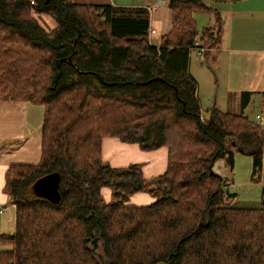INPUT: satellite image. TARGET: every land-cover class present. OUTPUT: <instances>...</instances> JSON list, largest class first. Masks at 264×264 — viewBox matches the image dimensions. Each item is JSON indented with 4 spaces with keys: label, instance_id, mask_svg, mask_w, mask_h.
Wrapping results in <instances>:
<instances>
[{
    "label": "trees",
    "instance_id": "16d2710c",
    "mask_svg": "<svg viewBox=\"0 0 264 264\" xmlns=\"http://www.w3.org/2000/svg\"><path fill=\"white\" fill-rule=\"evenodd\" d=\"M167 8L170 30L154 46L146 8L0 0V97L43 108L39 162L4 173L16 218L0 237L9 247L0 264H99L89 247L95 228L106 264H264V204L223 206L226 181L213 170L218 159L232 168L239 153L251 158L252 179H264V131L243 115L251 93L239 94L238 113L228 93L226 111L202 117L190 52L220 47L221 18L203 0ZM198 11L212 27L198 28ZM38 14L55 27L45 31ZM109 137L165 148V172L146 179L137 164H105ZM44 178L58 187L50 199L32 188ZM143 192L155 200L126 204Z\"/></svg>",
    "mask_w": 264,
    "mask_h": 264
},
{
    "label": "crops",
    "instance_id": "0c3cea01",
    "mask_svg": "<svg viewBox=\"0 0 264 264\" xmlns=\"http://www.w3.org/2000/svg\"><path fill=\"white\" fill-rule=\"evenodd\" d=\"M70 1L84 5H112V0ZM240 1L243 3L242 1L244 0ZM248 1L251 0L245 1L249 3L246 6H249L247 8H249L251 13L248 17L253 22V15L262 14L264 10L261 12L258 7L256 11L253 10L259 0H253V2ZM167 2L168 0H134L133 3L121 2V4H117L116 6L149 8L150 28L155 31L150 39L157 34V31L160 34L163 33L155 38L154 42L158 44L160 37L170 30V11L167 8ZM223 2H229L231 4L218 11L221 18L220 47L208 51V53L212 52L210 57L213 69L208 61V53L205 57V61H208V66L201 59L195 61L190 57L189 60L188 70L197 84V100L201 110H206V112L212 107H217L220 101L215 95L214 97L210 96V93H207L205 88H202L205 73L208 72L207 69H212L211 71H213L216 78L217 76L218 78L221 77L222 55L226 53L229 56L227 58L228 74L225 78L227 82H225L224 92L231 93L235 96L232 109H238L237 94L239 96L242 92L251 93V99L255 93H260L264 97V47L259 45L253 48V41L246 43H243V41H234L235 38H232L235 33L233 31L236 17L234 12L239 11L244 6L237 4L240 3L238 1ZM263 16L264 14H262V18ZM43 17L48 16L35 15L40 26L39 18L44 19ZM243 19L247 20L241 16L236 18V22H241ZM51 20L47 22V25L50 26L49 29L45 30L41 26L45 31H51L55 27L54 21L52 20L53 25ZM213 23L214 18L211 15L207 27H212ZM225 33H227V36ZM192 52H194L196 57L198 56L194 50L190 52V55ZM216 82L218 85V79H216ZM42 117L43 108L39 105L12 101L9 98L0 97V237L3 234H11L15 231L16 218L15 208L10 204L9 197L3 192L5 170L11 164H37L39 162ZM202 117L205 118V116ZM101 155L103 162L114 168H123L130 164L139 165L146 179L163 174L167 165V150L165 148H158L153 151H142L135 144H125L116 138L110 137L103 139ZM102 190V197L106 198V193L103 194ZM104 201L109 202L110 197H107ZM130 202L134 204L133 206H144L145 204H151L153 201L144 193H135L131 195ZM5 249H9V247L4 246L0 240V252Z\"/></svg>",
    "mask_w": 264,
    "mask_h": 264
},
{
    "label": "rangeland",
    "instance_id": "374dc122",
    "mask_svg": "<svg viewBox=\"0 0 264 264\" xmlns=\"http://www.w3.org/2000/svg\"><path fill=\"white\" fill-rule=\"evenodd\" d=\"M244 0L238 1L244 7H241L239 11H235V23L233 26V31L235 33L233 34V39L234 41H243V43L253 41V48L256 46H263L264 47V16L262 18V14H264V0H259L255 4V8L253 10L258 9L262 12V14H257L256 16L253 15V22L250 21L249 19V14L250 10L249 6H246V3ZM122 3H133L134 0H112V5L116 6L117 4ZM205 5L213 8V9H218L217 11H220L226 7L229 6V2H216L215 0H203ZM248 2H253V0L248 1ZM247 12V13H242V12ZM243 17L246 18L247 20H242L241 22H236V18L238 17ZM193 17L195 18L198 28H206L207 25L209 24V20L211 17V14L208 12L204 11H198L194 13ZM39 18V22L41 26L47 30L50 28L49 25H47V22H50L51 20L48 17H43ZM52 24L54 25L53 21L51 20ZM163 32V30H162ZM163 34V33H162ZM157 31V34L151 38V43L156 46L155 44V38L157 36L162 35ZM227 36V33H225ZM161 38V37H160ZM211 53H208V61L209 64L212 68V62H211ZM214 54V53H213ZM228 56L229 54H223L222 55V73L221 77L217 78L214 76L213 71L210 69H207L208 72L205 73L204 77V82H203V87L205 88L207 93H210V96L214 97V95L218 98L220 101V104H217V107L221 111H226L227 110V95L228 93L224 92L225 89V80L227 74H228ZM191 59L198 61L200 58L194 55V52L191 53L190 55ZM208 61H205V65L208 66ZM210 70V71H209ZM220 74V73H218ZM216 79H218V85L216 82ZM237 98H239L237 94ZM217 100V102H218ZM239 109H234L236 113H238ZM208 111V110H207ZM201 113L203 116H207L206 110H201ZM243 115L246 116L249 120L257 123L258 121L255 120V116H261L264 118V97L260 93H255L252 96V99L247 106V108L243 111ZM260 128L264 131V125L260 126ZM111 155V153H110ZM263 156H264V144H263ZM264 162V159H263ZM213 170L217 173L218 170H220V176L226 181L225 185V191H224V201H223V206L225 207H230V208H260L264 204V179H262L263 173L260 174L261 177L255 176L252 179V160L249 156L246 155H241L239 153L234 154V162H233V167L229 168L226 164V161L224 159H218L214 162L213 164ZM263 172V171H262ZM258 177V178H257ZM103 194L106 193V198L110 197V190L109 188H103L102 190ZM144 194L148 195L151 201H154L155 199L149 194L145 193ZM228 194L230 196H228ZM130 197L128 198L126 204L133 206L134 204L130 202ZM105 197L103 200L106 199ZM152 203V202H151ZM150 204V203H149ZM148 204H145L144 206H147ZM97 236V235H96ZM94 236V237H96ZM89 247L92 249L93 254L95 258L97 259L99 264H106V260L103 256V249H102V244L100 240H97L96 242H90Z\"/></svg>",
    "mask_w": 264,
    "mask_h": 264
},
{
    "label": "water",
    "instance_id": "95a60500",
    "mask_svg": "<svg viewBox=\"0 0 264 264\" xmlns=\"http://www.w3.org/2000/svg\"><path fill=\"white\" fill-rule=\"evenodd\" d=\"M59 75H60V70L55 74V78H54L55 82L57 81ZM32 188L36 194H39L41 196H44L50 199L52 193L56 191L58 187L56 184L53 186L51 182L47 180V178H44V179L36 181L32 185ZM93 220H94L95 225H97L98 219L96 216H94ZM97 233H98V228H95V234L97 235ZM98 239H99L98 236L94 237L92 240V243L96 242Z\"/></svg>",
    "mask_w": 264,
    "mask_h": 264
},
{
    "label": "built area",
    "instance_id": "2783aa9c",
    "mask_svg": "<svg viewBox=\"0 0 264 264\" xmlns=\"http://www.w3.org/2000/svg\"><path fill=\"white\" fill-rule=\"evenodd\" d=\"M31 4H33V2H31ZM147 10H149V8H146ZM155 33V31L153 29L150 28L149 26V29H148V36L151 37L153 34ZM194 50L196 51L198 57L203 61L204 60V52H205V49L204 48H200L198 46V43H195L194 44ZM255 120L258 121L256 124L260 127V126H263L264 125V118L261 117V116H258L256 115L255 116ZM201 121H203V118L201 117ZM220 170H218L217 174L220 175Z\"/></svg>",
    "mask_w": 264,
    "mask_h": 264
}]
</instances>
